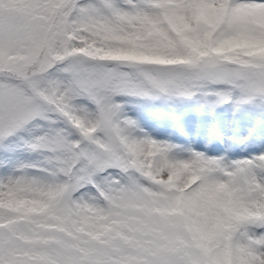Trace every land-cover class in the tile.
Masks as SVG:
<instances>
[{
	"label": "snow or ice",
	"instance_id": "snow-or-ice-1",
	"mask_svg": "<svg viewBox=\"0 0 264 264\" xmlns=\"http://www.w3.org/2000/svg\"><path fill=\"white\" fill-rule=\"evenodd\" d=\"M117 97L264 104V0H0V264H264V154L138 135Z\"/></svg>",
	"mask_w": 264,
	"mask_h": 264
},
{
	"label": "rangeland",
	"instance_id": "rangeland-1",
	"mask_svg": "<svg viewBox=\"0 0 264 264\" xmlns=\"http://www.w3.org/2000/svg\"><path fill=\"white\" fill-rule=\"evenodd\" d=\"M125 98V97H124ZM117 103H121L123 105V112L124 115L135 121L138 129V135L140 136H148L158 142L167 143L173 146V152L172 157L174 159L178 160H188L190 159L191 155L193 153H199L203 154L206 158L209 159H219L223 162V164L226 167L231 166L232 164L252 159L254 157H257L261 154H264V149L258 150V151H252L249 153L239 154L236 157L231 156L228 151L223 150L219 153H213L210 152L211 148H198L195 146V142L190 145L188 143H191L192 140H189L188 143L185 145H180V148H176V145L179 144V141L177 140H171L174 137L173 130H172V117L170 114H172L171 110L168 109V107H152L150 105H139L137 102H125L122 100H116ZM139 108H148V113L142 114L139 110ZM153 108H163L162 109H153ZM160 110V111H159ZM158 115L165 116V122L160 124L155 119L158 117ZM239 124L240 127L235 123L236 117H232L230 115H226V125L228 126L229 121L234 123L233 130L231 129V126L224 129V125H221V128L219 130L218 135L220 136V140L224 141L226 146L230 147L231 145L234 146V150L241 149L245 150L250 147H253L255 145H258L257 143L251 142V120L248 119L246 115H242L239 118ZM204 127H209L208 122L204 124ZM203 128V127H202ZM205 128L202 129V139L201 140H208L205 135ZM185 132V135L188 133L186 129H182ZM208 133V132H207ZM189 134V133H188ZM234 134V135H233ZM236 143L234 144V142ZM217 145V144H216ZM33 154H28L24 152L22 149H17L15 152H11L6 157H2L0 160H10V161H25V162H34L38 160L39 158H34L32 156ZM7 171V169L0 168V173H4Z\"/></svg>",
	"mask_w": 264,
	"mask_h": 264
}]
</instances>
